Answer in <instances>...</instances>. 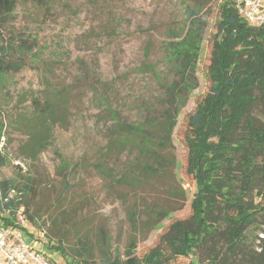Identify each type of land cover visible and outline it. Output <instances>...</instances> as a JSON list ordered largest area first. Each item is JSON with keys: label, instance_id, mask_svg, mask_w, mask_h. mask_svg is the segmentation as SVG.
<instances>
[{"label": "rangeland", "instance_id": "obj_1", "mask_svg": "<svg viewBox=\"0 0 264 264\" xmlns=\"http://www.w3.org/2000/svg\"><path fill=\"white\" fill-rule=\"evenodd\" d=\"M219 2L47 0L50 7L46 10L33 1L18 0L11 18L0 23V47L8 40L16 47L20 40L34 47L31 55L17 48L5 53L6 62L18 63L21 68L7 75L0 88V120L4 126L0 148L8 159L0 168V182L19 175L31 178L33 195L26 200L29 214L37 219L31 231H41L39 223L43 221L48 235L69 253V260L83 248L81 254L89 264H101L106 256L113 259L118 255L124 260L131 240L136 244L134 255L141 258L159 243L171 223L190 217L195 187L186 173V140L190 136L187 118L211 85L208 67ZM187 8L196 9L206 27L196 64L198 88L178 115L172 148L166 152L173 167L165 174L145 177L133 190L108 185L91 167L108 140L111 124L100 102L108 98L111 108L128 122L147 116L146 108L155 102L159 90L150 75L136 73L135 69L149 62L166 74L161 45L167 33L187 24ZM144 47L149 50L147 58ZM51 90H61L64 95L68 92L66 121L54 124L52 144L32 161L25 153L29 134L21 124L31 116L33 99L43 101ZM59 158L71 164L66 181L59 174ZM65 184L70 187L66 192ZM260 204L264 205V200ZM126 205L136 206L138 226L129 222ZM151 209L170 214L148 230L140 223L146 218L155 220L156 216L149 217ZM257 223L256 236L264 232V214ZM36 237V249L46 251L43 235ZM102 241L108 243L102 249L104 254L99 252ZM50 254L56 264L65 263L59 252ZM189 263V258H178L171 264Z\"/></svg>", "mask_w": 264, "mask_h": 264}, {"label": "trees", "instance_id": "obj_2", "mask_svg": "<svg viewBox=\"0 0 264 264\" xmlns=\"http://www.w3.org/2000/svg\"><path fill=\"white\" fill-rule=\"evenodd\" d=\"M17 1L0 0V23L11 18ZM23 1H33L46 10L50 7L47 0ZM186 20L184 27L167 33L161 45L166 74L149 62L135 69L136 73L150 75L159 90L144 119L128 122L111 108L108 98L100 102L111 124L108 140L91 167L108 185L133 190L145 177L165 174L173 167L166 152L172 148L177 117L198 88L196 64L206 27L194 8L186 9ZM215 27L208 67L211 85L187 118L190 136L186 140V173L195 187L191 215L171 223L159 243L141 258L134 255L136 244L131 240L124 260L118 255L113 259L106 256L101 264H171L178 258H189V264H264V238L258 237L264 232L254 234L259 231L258 217L264 214V205L260 204L264 200V24L247 25L231 0H220ZM16 48L26 55L34 51L25 40H20L18 47L10 40L0 47V88L7 75L21 68L5 59V53ZM143 53L147 58V47ZM67 94L51 90L43 101L33 99L31 116L21 124L29 134L25 153L32 161L52 144L54 124L66 121ZM3 137L0 120V145ZM2 150L0 168L8 160ZM123 158L126 160L119 162ZM59 161V174L66 181L71 164L63 158ZM31 181L19 175L0 182V218L14 215L21 207L30 223L37 220L29 214L26 200L33 195ZM69 188L65 184L64 191ZM125 209L131 225L138 226L136 206L126 205ZM169 214L167 210L151 209L149 217L154 215L155 220L146 218L140 226L152 230ZM40 225L48 249L62 254L65 264H89L81 254L85 248L69 260V253L48 235L45 223ZM107 246L106 241L100 242L99 252L104 254L102 249Z\"/></svg>", "mask_w": 264, "mask_h": 264}, {"label": "built area", "instance_id": "obj_3", "mask_svg": "<svg viewBox=\"0 0 264 264\" xmlns=\"http://www.w3.org/2000/svg\"><path fill=\"white\" fill-rule=\"evenodd\" d=\"M238 16L252 27L264 24V0H231ZM3 218V219H2ZM0 218V264H56L48 249L45 231L32 232L33 225L27 220L23 208H18L14 215ZM43 235L42 246L47 250H37L36 236ZM264 238V234H259ZM65 264V263H64Z\"/></svg>", "mask_w": 264, "mask_h": 264}]
</instances>
